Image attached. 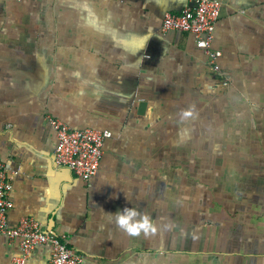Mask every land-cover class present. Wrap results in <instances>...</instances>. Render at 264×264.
Instances as JSON below:
<instances>
[{"label":"crops","instance_id":"crops-1","mask_svg":"<svg viewBox=\"0 0 264 264\" xmlns=\"http://www.w3.org/2000/svg\"><path fill=\"white\" fill-rule=\"evenodd\" d=\"M220 1L216 72L191 33L162 30L192 0H0L10 226L34 217L83 264H264V0ZM48 116L111 133L91 179L56 164ZM131 207L154 235L107 214ZM19 255L0 234V264ZM51 255L40 244L28 263Z\"/></svg>","mask_w":264,"mask_h":264},{"label":"built area","instance_id":"built-area-1","mask_svg":"<svg viewBox=\"0 0 264 264\" xmlns=\"http://www.w3.org/2000/svg\"><path fill=\"white\" fill-rule=\"evenodd\" d=\"M180 12H167L162 21V30L189 32L195 37L196 45L209 56L213 70H220L221 52L213 47L216 22L220 15V0H192ZM53 127L57 146L55 162L59 167L71 169L84 180L91 179L98 172L103 156V145L111 133L93 128L73 129L59 118L48 116ZM19 169L11 170L6 162L0 160V234L11 240H19L20 255L17 264H29L32 251L40 244H51L52 255L48 264H83L84 256L76 252L65 235H55L44 230L42 224L31 216H24L16 226H10L8 214L13 207L11 193L13 177Z\"/></svg>","mask_w":264,"mask_h":264},{"label":"clouds","instance_id":"clouds-1","mask_svg":"<svg viewBox=\"0 0 264 264\" xmlns=\"http://www.w3.org/2000/svg\"><path fill=\"white\" fill-rule=\"evenodd\" d=\"M195 107L182 109L179 113L181 121H188L195 118ZM123 233L129 237H139L142 233L145 236L154 235L157 228L152 218L147 214H141L136 208H124L115 214L107 213ZM57 264H63V261H57Z\"/></svg>","mask_w":264,"mask_h":264},{"label":"water","instance_id":"water-1","mask_svg":"<svg viewBox=\"0 0 264 264\" xmlns=\"http://www.w3.org/2000/svg\"><path fill=\"white\" fill-rule=\"evenodd\" d=\"M146 105L147 103L146 102H141L140 103V112H144L145 108H146ZM48 232H52V229L51 230H47Z\"/></svg>","mask_w":264,"mask_h":264}]
</instances>
